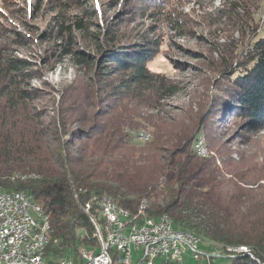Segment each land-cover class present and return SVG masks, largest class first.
Segmentation results:
<instances>
[{
    "label": "trees",
    "instance_id": "trees-1",
    "mask_svg": "<svg viewBox=\"0 0 264 264\" xmlns=\"http://www.w3.org/2000/svg\"><path fill=\"white\" fill-rule=\"evenodd\" d=\"M236 1L223 9L236 11ZM92 16L99 19L98 11ZM74 24L87 30L81 19ZM61 27L71 46V26ZM117 36L108 31L111 47H102L100 55L76 52L94 66L97 76H124L118 83H104L116 103L101 111L103 120L85 129L79 126L92 122L93 101L82 100L79 87H68L59 104L49 107L44 90L30 86L43 73L32 69L33 61L12 57L7 45L0 44V188L24 193L41 205L50 217V235L59 241L48 251L57 256L69 248L76 252L78 246L96 245L93 212L87 213L85 204L106 195L133 213L146 201L147 216L167 214L177 228L219 243L251 245L264 260V185L245 186L263 179V171L251 175L239 172L237 162L223 169L214 157L201 158L194 144L203 128L194 116L172 125L145 115L144 110H156L173 96L178 85L149 69L154 56L149 46L155 42L146 48L122 45ZM72 53L71 47L65 49V54ZM241 55L245 62L222 72L229 85L218 97V107L250 131L264 130V36L252 39ZM139 129L150 131L148 140L131 137L130 131ZM214 141L209 148L221 146ZM230 264L257 263L239 257Z\"/></svg>",
    "mask_w": 264,
    "mask_h": 264
},
{
    "label": "rangeland",
    "instance_id": "rangeland-1",
    "mask_svg": "<svg viewBox=\"0 0 264 264\" xmlns=\"http://www.w3.org/2000/svg\"><path fill=\"white\" fill-rule=\"evenodd\" d=\"M149 2L0 0V44L7 45L12 57L33 61L32 69L38 68L43 73L41 79H32L30 86L44 90L49 107L59 104L62 92L68 87H79L80 98L94 104L92 122L79 126L85 129L103 120L101 111L108 104L116 103L110 94L111 87L105 85L111 81L118 83L123 75L103 79L76 52L84 50L93 56L100 55L102 47H111L106 39L111 30L118 34L117 41L122 45L146 48L155 42L149 46L154 56L148 67L178 85V90L164 98L158 109L144 110L145 115L160 116L172 125L194 116L198 119V128H203L194 144L201 158L214 157L216 165L223 169L234 161L239 172L252 175L263 171L264 174V130L250 131L242 120L233 114H223L218 107L221 100L218 97L229 85L222 72L227 66L245 62L246 57L241 55L243 48L257 36H264V0H237L236 11L223 9V4H231V0H156L150 8H145ZM95 10L99 19L92 16ZM76 19L83 20L87 30L79 31L74 24ZM61 25L72 28L71 46L67 44V34L62 35ZM69 47L75 53L65 54ZM149 133L146 129L130 131L136 141L148 140ZM215 138L221 146L209 148ZM258 185H264V178L245 186L251 189ZM146 204L142 202L144 209ZM93 210L85 209L87 213L93 212L91 217L100 218V207L95 206ZM93 233H96L94 226ZM132 253L135 263L144 256V252L135 248ZM112 254L117 255L116 250ZM205 261H196L188 251L181 264H204ZM214 262L229 264L230 259L215 258Z\"/></svg>",
    "mask_w": 264,
    "mask_h": 264
},
{
    "label": "built area",
    "instance_id": "built-area-1",
    "mask_svg": "<svg viewBox=\"0 0 264 264\" xmlns=\"http://www.w3.org/2000/svg\"><path fill=\"white\" fill-rule=\"evenodd\" d=\"M92 201L85 205V209L90 212L95 206L100 207V218L91 217V221L101 251L97 255L84 253V264H110L111 249L123 253L121 264H131L134 248L143 249L146 264H159L156 260H182L186 251L196 252L198 249L190 247L185 234L175 232L162 218H144L139 223L138 216L120 215L106 209V202L95 199L97 204H93ZM30 207H38V218L30 217ZM158 226H166V233L157 234ZM50 227L49 215L33 200L0 198V264L40 263L44 249L51 242ZM195 258H199L197 253Z\"/></svg>",
    "mask_w": 264,
    "mask_h": 264
},
{
    "label": "water",
    "instance_id": "water-1",
    "mask_svg": "<svg viewBox=\"0 0 264 264\" xmlns=\"http://www.w3.org/2000/svg\"><path fill=\"white\" fill-rule=\"evenodd\" d=\"M126 209V208H124ZM145 209H141L140 208V215H138V213H133L132 211H129L132 215L138 216V221L139 223H142V220L144 218H149V219H153V220H157L162 216H167L172 224L173 230L175 232H180V233H189L192 234L197 240H198V249L197 251H191L193 258L200 262L201 260H206L204 264H215L214 260L215 258H229L230 259V263L234 260L237 259L239 257H249L254 258L255 262L257 264H264V260L259 258V256L256 254L255 252V248L251 245L248 244H226V243H219L216 242L212 239L206 238L202 235H199L197 233H195L194 231L191 230H183L181 228H177L172 219L167 215H160L158 217H151V216H147ZM92 223V221H91ZM93 225V223H92ZM50 235V232H49ZM51 237V235H50ZM95 240H96V245H90V246H78L76 252L72 249L69 248V251L67 253H65L62 256H57L54 255L53 253H50L48 251V248L51 244H58V239L52 238L51 237V241L53 240V243H49L46 248L44 249L43 253H42V259L40 261V263H33V262H26V263H22V264H84L86 261V258L84 257V253L90 254L92 252L93 255H97L100 253L101 251V243L100 240L98 238L95 237L94 233L92 236ZM56 241V242H55ZM116 250L117 255L112 254V252ZM140 251H142L143 254V249L141 248ZM186 251L183 254V258L182 260H175V261H159L156 260L159 264H181L184 261V256L185 254L188 252ZM199 255V258H195V254ZM111 257H112V262L110 264H121L120 259L124 258L123 257V253H121L119 250L117 249H111ZM147 262V257L144 255H141L139 258V261L137 263H135L134 261V257L132 254V260H131V264H146ZM229 263V264H230Z\"/></svg>",
    "mask_w": 264,
    "mask_h": 264
},
{
    "label": "bare ground",
    "instance_id": "bare-ground-1",
    "mask_svg": "<svg viewBox=\"0 0 264 264\" xmlns=\"http://www.w3.org/2000/svg\"><path fill=\"white\" fill-rule=\"evenodd\" d=\"M7 196L9 198H28L29 200H31L24 193H21V192H9L7 190H4V189L0 188V198H6ZM94 199H96L97 202H106V209H112V211H117L120 215H132L126 209L118 207L117 206L118 204H116V202L112 198H110V197H108L106 195H102V196H99V197H95ZM144 207L145 206H143L141 209H144ZM30 217L31 218H38V207H30ZM160 218H162L164 220V222H165L166 225H168L170 228L173 229L172 224H171V222H170V220H169V218L167 216H162ZM165 233H166V226H158L157 227V234H165ZM184 234H185V240H190V247H196V248H198V243H199L198 240L192 234H189V233H184Z\"/></svg>",
    "mask_w": 264,
    "mask_h": 264
}]
</instances>
